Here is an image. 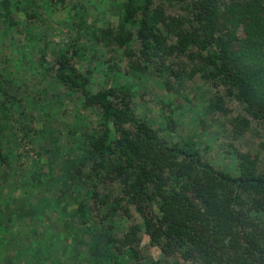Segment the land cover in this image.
Returning <instances> with one entry per match:
<instances>
[{
	"label": "trees",
	"instance_id": "trees-1",
	"mask_svg": "<svg viewBox=\"0 0 264 264\" xmlns=\"http://www.w3.org/2000/svg\"><path fill=\"white\" fill-rule=\"evenodd\" d=\"M91 1L0 0V264H264V0Z\"/></svg>",
	"mask_w": 264,
	"mask_h": 264
},
{
	"label": "rangeland",
	"instance_id": "rangeland-1",
	"mask_svg": "<svg viewBox=\"0 0 264 264\" xmlns=\"http://www.w3.org/2000/svg\"><path fill=\"white\" fill-rule=\"evenodd\" d=\"M81 1V0H80ZM93 1V2H92ZM91 3H92V6L94 8H96V11H97V15L100 16V21L102 22V18L104 15H106L107 19H109L111 22H113V24H115L116 22V17L114 15V11L112 8H109L108 10H103V12L101 11L102 9H100L99 7H101L100 5V0H92ZM71 5V2L69 1L66 5V7L63 9V18H65V16H67L69 13L72 14V12H70L69 9H71L70 7ZM81 5V4H80ZM99 8V9H97ZM81 10V9H79ZM78 10V11H79ZM89 10V8H88ZM82 11V10H81ZM101 11V12H99ZM69 12V13H68ZM95 13V12H94ZM99 13V14H98ZM104 14V15H103ZM61 28L63 33L66 34V26H65V19H63L62 21V24H61ZM163 80L157 78V77H153V80L152 82L150 83V87L151 89L154 87V83H159ZM193 91L191 90V88H187V92H191V96L195 98H193V100L195 101V103H197L198 107L199 105H201L202 103H204L205 100L208 99V94H209V90L207 89V86H205L202 82H196L195 85H194V88H192ZM206 91L208 92L207 94ZM195 92V93H194ZM147 97L149 98V103L150 105H153L154 103H156V100L158 99H162L163 97H165L163 94H159V95H147ZM196 97H200V98H196ZM147 99V98H146ZM47 105H49V103H47ZM154 112H152V109H150V112L152 115L156 114L157 111L153 109ZM158 115V114H156ZM188 118H191V119H195V120H198L199 117H196L192 114H188ZM53 119V117H52ZM51 119V120H52ZM69 119L71 120V118L69 117ZM194 122V121H193ZM216 123V122H215ZM60 130H58V128H55L54 126L53 127H50V129L52 131H54L55 134H57V132L60 134L61 138H60V144L63 145L66 143L67 141V131L63 128V126H59ZM50 130V132H51ZM183 133H190L191 136H193L196 140H201L202 144L205 145V144H208L209 146L212 147V152L211 153H208L206 154L207 157H211L209 156L210 154L211 155H214V159L215 160H219L220 162H222V158L224 157V154H217L218 152V149L220 146H222V142H224L223 138H221L220 134L216 135V132L215 131H211L209 132L207 135H202V133L200 132V128L197 127V125H192L190 128H184L183 127V130H182ZM260 134L262 136H264V132L260 130ZM262 137L254 134V133H247L241 140H240V147H242L243 149H247V150H251V149H257L258 148V145H260L261 141H262ZM40 144V147L43 146V140L42 142H39ZM224 159V158H223ZM227 162V161H226ZM17 184V183H16ZM34 201V200H33ZM48 224V223H47ZM17 231V230H16ZM22 236L24 237L23 233L21 232ZM15 238H19V234H15L14 235ZM147 239L145 238L144 240V245H147ZM152 252L154 253L155 257H157L159 255V251H157L156 249H153Z\"/></svg>",
	"mask_w": 264,
	"mask_h": 264
}]
</instances>
